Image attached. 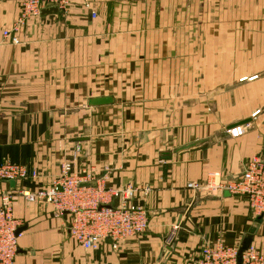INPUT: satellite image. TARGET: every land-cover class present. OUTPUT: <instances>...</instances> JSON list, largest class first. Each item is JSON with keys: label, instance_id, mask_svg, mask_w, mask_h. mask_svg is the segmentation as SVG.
<instances>
[{"label": "crops", "instance_id": "obj_1", "mask_svg": "<svg viewBox=\"0 0 264 264\" xmlns=\"http://www.w3.org/2000/svg\"><path fill=\"white\" fill-rule=\"evenodd\" d=\"M91 3L32 18L12 44L3 30L19 6L0 0V164L36 174L16 190L48 186L64 163L105 187L132 185L149 228L85 250L68 213L16 196L27 228L14 264H195L206 244L240 249L253 228L264 249V217L245 197L191 186L264 158V0ZM98 97L113 102L91 106Z\"/></svg>", "mask_w": 264, "mask_h": 264}, {"label": "built area", "instance_id": "obj_2", "mask_svg": "<svg viewBox=\"0 0 264 264\" xmlns=\"http://www.w3.org/2000/svg\"><path fill=\"white\" fill-rule=\"evenodd\" d=\"M21 3L20 23L35 16L51 3L60 6L69 0H18ZM19 26L5 30V39L18 44L20 42ZM237 127L229 129L234 135ZM23 166L10 161L0 164V180L35 177ZM219 173L210 172L203 184L191 186L209 193H223L245 197L252 211L264 217V158H250L240 177L219 179ZM95 179L92 171L83 169L80 173L73 171L70 163H64L60 174L48 186L36 190H0V264H14L19 251L17 230L21 222L14 215L16 196L28 201L43 202L51 205L57 214L68 213L71 216L69 233L71 238L85 250H96L107 240L113 248L120 241L143 234L149 228V219L143 205L134 201L139 189L132 185L123 187H105ZM95 182V185L90 184ZM148 190H144L147 193ZM117 204H112L113 200ZM195 264H264V249L250 246L239 259V248L224 242L206 244L202 256Z\"/></svg>", "mask_w": 264, "mask_h": 264}, {"label": "water", "instance_id": "obj_3", "mask_svg": "<svg viewBox=\"0 0 264 264\" xmlns=\"http://www.w3.org/2000/svg\"><path fill=\"white\" fill-rule=\"evenodd\" d=\"M58 12V7L57 6H53V7H49V8H44L41 11V14H52V13H57ZM113 99L111 97H98V98H93L89 101V104L91 106H97V105H105V104H109L112 103ZM199 143H191L189 145L183 146L179 149V151H185L191 148H194L196 146H198ZM10 187L12 190L16 189V185H17V181L16 180H10L9 181ZM90 184H94V183H90ZM225 196H230V193L228 191L224 192ZM27 228V226H23V227H19L17 230V235H19L23 230H25ZM254 228L251 229L250 234L248 235V237L245 239V241L242 243L240 249H239V259L242 255V253L247 250L250 246H251V235L254 233Z\"/></svg>", "mask_w": 264, "mask_h": 264}, {"label": "rangeland", "instance_id": "obj_4", "mask_svg": "<svg viewBox=\"0 0 264 264\" xmlns=\"http://www.w3.org/2000/svg\"><path fill=\"white\" fill-rule=\"evenodd\" d=\"M16 1V3L18 4V6H19V10H20V14H19V16H18V18H17V20L15 21V23L12 25V26H10V27H7V28H5L4 30H3V37H4V39H5V36H4V31L5 30H10V29H13L15 26H19V28H20V31H21V29L24 27V25H26L28 22H30L31 21V19L32 18H34V17H32L31 19H28L27 21H25V22H23V23H20V18H21V9H22V7H21V3L18 1V0H15ZM71 1L72 0H69L66 4H64V5H62V6H60V4L59 3H56V2H54V3H51V5H48V6H46L45 8H49V7H53V6H57L58 7V12L59 11H63V12H68L67 10H68V8H69V5H70V3H71ZM79 1H81V4H82V6L83 7H86V8H92V3H91V0H79ZM44 9V8H43ZM42 15V14H41ZM92 16L93 17H95L96 16V14L94 13V11L92 12ZM36 17V16H35ZM9 42L10 43H12V44H15V43H13V41H10L9 40ZM21 43V41L18 43V44H20ZM43 203V202H42ZM140 235V234H139ZM138 236V235H137ZM136 237V236H135ZM119 248V247H118Z\"/></svg>", "mask_w": 264, "mask_h": 264}]
</instances>
